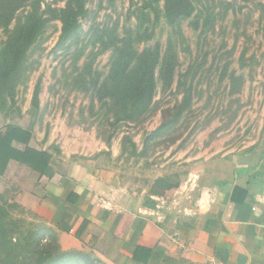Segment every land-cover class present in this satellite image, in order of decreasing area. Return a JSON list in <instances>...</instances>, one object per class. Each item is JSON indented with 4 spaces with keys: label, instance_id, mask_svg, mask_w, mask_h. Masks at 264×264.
I'll return each mask as SVG.
<instances>
[{
    "label": "rangeland",
    "instance_id": "rangeland-1",
    "mask_svg": "<svg viewBox=\"0 0 264 264\" xmlns=\"http://www.w3.org/2000/svg\"><path fill=\"white\" fill-rule=\"evenodd\" d=\"M192 1L191 16L169 23L163 0H86L77 34L64 42L51 20L24 57L12 100L0 102V139L29 119L32 147L60 162L100 160L139 187L178 169L193 180L219 159L255 157L264 146V0ZM4 38L0 30V47ZM123 39L138 53L159 50L144 107L124 109L100 88ZM165 57L169 83L160 76ZM0 193V203L15 201L13 190ZM10 210L27 226L45 224L20 204ZM53 235L42 243L58 245Z\"/></svg>",
    "mask_w": 264,
    "mask_h": 264
},
{
    "label": "crops",
    "instance_id": "crops-1",
    "mask_svg": "<svg viewBox=\"0 0 264 264\" xmlns=\"http://www.w3.org/2000/svg\"><path fill=\"white\" fill-rule=\"evenodd\" d=\"M253 156L224 158L238 166L215 182L206 177L215 164L193 180L178 169L181 181L165 195L148 192L162 174L139 187L100 160L62 158L52 176L9 160L0 189L36 212L62 250L103 264H264V152ZM123 213L132 220L118 235Z\"/></svg>",
    "mask_w": 264,
    "mask_h": 264
},
{
    "label": "trees",
    "instance_id": "trees-1",
    "mask_svg": "<svg viewBox=\"0 0 264 264\" xmlns=\"http://www.w3.org/2000/svg\"><path fill=\"white\" fill-rule=\"evenodd\" d=\"M62 6H50L46 0H0V30L4 40L0 47V102L12 100L18 75L23 68L24 57L44 27L53 19L61 23L60 41L73 38L79 28L81 17L86 13V0H62ZM46 4L43 8L42 5ZM24 7L28 10L18 16ZM164 16L169 23L189 17L194 11L192 0H163ZM12 22L14 27L10 29ZM115 47V55L110 70L101 83L103 94L115 96L116 105L127 109L146 106L152 98L155 80L154 67L158 63L159 50L156 47L144 48L137 52L130 39L121 40ZM171 62L164 58L160 67V76L169 83L173 75ZM96 85V84H94ZM119 93V94H118ZM126 111V110H125ZM32 133L20 125H14L11 132L4 133L0 139V174H3L9 160L18 161L42 175L52 176L59 166L55 156L30 145ZM264 149L255 151V163L261 158ZM238 162L219 159L207 178L216 180L231 179ZM180 178L158 176L149 185L148 192L165 195L178 186ZM238 193L240 189H235ZM1 195V193H0ZM19 205L16 202L0 203V264H96L101 261L83 250H60L53 241L42 243L43 237L55 239L52 229L46 225L34 227L24 221L14 219L12 210ZM132 216L123 213L116 228V234L122 235L130 224ZM123 229L122 231L120 229ZM136 258V256L134 255Z\"/></svg>",
    "mask_w": 264,
    "mask_h": 264
}]
</instances>
